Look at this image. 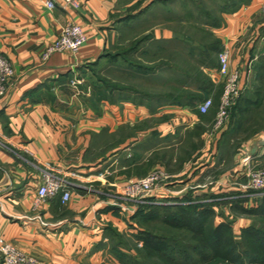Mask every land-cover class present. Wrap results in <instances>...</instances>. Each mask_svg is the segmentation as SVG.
<instances>
[{
  "label": "crops",
  "instance_id": "obj_1",
  "mask_svg": "<svg viewBox=\"0 0 264 264\" xmlns=\"http://www.w3.org/2000/svg\"><path fill=\"white\" fill-rule=\"evenodd\" d=\"M179 1L82 0L83 9L74 13L60 6L49 10L39 0H0V52L15 71L0 98V238L41 264H123L119 254L126 248H143L137 226L141 207L125 211L118 188L157 168L159 137L203 124L206 114L191 102L175 101L168 88L145 102L134 96L113 99L93 68L119 50L125 35L139 28V36L142 21L149 22L145 29L156 34V41L172 43L176 36L168 14L177 2L176 12L189 7ZM209 11L213 18L201 28L218 39L219 54L231 52V68L241 71L243 89L257 91L264 59V0H218ZM71 22L83 26L87 44L78 53L59 52L45 60L46 49ZM219 68V55L216 64L203 67L201 102L224 84ZM261 131L247 139L241 155L264 158ZM226 137L217 135L208 153L215 154ZM232 157L233 168L215 184L200 183L212 169L209 162L192 178L189 174L184 182L197 187L179 199L224 195L229 188L224 184L237 180L240 172L237 153ZM45 171L71 184L69 202L63 204L60 195L34 207Z\"/></svg>",
  "mask_w": 264,
  "mask_h": 264
},
{
  "label": "rangeland",
  "instance_id": "obj_2",
  "mask_svg": "<svg viewBox=\"0 0 264 264\" xmlns=\"http://www.w3.org/2000/svg\"><path fill=\"white\" fill-rule=\"evenodd\" d=\"M214 1L218 0H186L189 7L184 13L175 11L179 4L177 2L172 9V14H168L173 17L172 27L169 28H172L176 36L172 43L163 45L160 43L161 41H156L154 38L156 34L147 32L145 29V25H148L149 22L142 21L139 36L137 35L139 28L136 29V34L128 33L118 51L111 52L103 61L94 66L93 70L99 83L107 87L113 95V99L117 100L119 96H134L133 98L142 102L148 101L155 91L166 92L165 88H168V90H173L175 101L191 102L192 108L198 109V106L204 102H201L203 67L209 68L216 64V58L219 55L218 39L208 29L201 28V23L205 24L204 22L213 18L214 14L209 9L212 8ZM180 20L186 24L183 25ZM132 36L138 38L127 42V38H133ZM205 45L208 49L204 54H201V49ZM257 79L259 80V75ZM257 79L254 81L255 85ZM224 87L223 83L218 85L215 95L210 97L214 101V106L204 116L203 124L178 128V134L174 137L158 138L157 168L164 170L169 175V182L173 184L170 189L175 192H194L193 189L197 187V183L189 184V186L188 182H184V180L188 178L189 174L192 178L208 162L213 164L212 169L203 174L200 183L204 185L205 183L215 184L218 182L227 169L233 168L235 159L232 157L233 152L237 153V165L241 170L244 167L243 160L247 158V156L241 155L244 152L241 147L246 145L247 139L255 132L262 130L261 132L264 133V87L260 100L250 106L247 101L249 99L257 100L256 90L246 91L243 89L244 95L237 108L230 112L225 127L216 132L213 130ZM260 90L261 87L257 91ZM221 133L227 135L224 142L221 146L219 145L215 154L208 153L214 140L216 142V136ZM232 139L233 141L230 143L229 140ZM206 156H208L207 159ZM251 163L253 170L263 168L264 158L252 160ZM154 170L152 169L149 173ZM183 170H186V174L181 176ZM176 183L178 186L175 185ZM224 185L229 188L222 196L212 193L211 196L202 198L201 201L178 199L174 201L176 204L162 206L168 205L172 206L171 208H177L178 206L201 204V209L211 207L215 211L216 224L227 222L232 225L238 239H240L241 230L251 225L262 228L264 231V216L249 214L251 209L258 207L264 195L246 188L248 179L242 175H238L237 180H227ZM150 228L162 232L170 230L164 227L162 221L153 222ZM126 249L128 255H135L138 251V248Z\"/></svg>",
  "mask_w": 264,
  "mask_h": 264
},
{
  "label": "built area",
  "instance_id": "obj_3",
  "mask_svg": "<svg viewBox=\"0 0 264 264\" xmlns=\"http://www.w3.org/2000/svg\"><path fill=\"white\" fill-rule=\"evenodd\" d=\"M49 10L60 6L63 10L79 13L83 9L82 0H39ZM88 42L87 34L80 23L71 22L63 27L59 38L46 49L44 59L48 60L53 54L59 52L78 53ZM219 74L224 79V93L220 101V109L214 122V131H219L228 122L230 112L236 106L243 95L242 73L238 69L231 68V52L224 50L219 54ZM15 71L11 62L0 52V98L7 94ZM81 81L75 82L80 84ZM214 106L211 98L206 99L198 106L200 114H208ZM252 158L243 160V168L239 172L248 179V186L251 190L264 195V167L257 170L251 168ZM169 175L162 169H155L146 177L129 180L119 186V199L125 205V211L135 212L142 206H156L164 204H176L178 195L170 189L173 185L169 182ZM177 185V184H175ZM61 195L63 204L72 198L71 184L58 176L55 172L45 171L42 177V184L38 188L33 205L38 208L42 203L57 198ZM128 206H132L133 209ZM0 264H41V262L18 249L15 245L0 238Z\"/></svg>",
  "mask_w": 264,
  "mask_h": 264
},
{
  "label": "trees",
  "instance_id": "obj_4",
  "mask_svg": "<svg viewBox=\"0 0 264 264\" xmlns=\"http://www.w3.org/2000/svg\"><path fill=\"white\" fill-rule=\"evenodd\" d=\"M259 82L261 90L256 91L257 100L249 99V106L255 105L262 96L264 59L259 70ZM171 207L140 208L137 213L140 225L138 239L143 242V248H138L135 255L120 253L119 259L123 264H264L262 228L251 225L241 230L238 239L232 225L227 222L216 224L215 211L211 207L201 209V204ZM249 214L264 216V197ZM159 221L170 230L162 232L150 228L153 222Z\"/></svg>",
  "mask_w": 264,
  "mask_h": 264
}]
</instances>
